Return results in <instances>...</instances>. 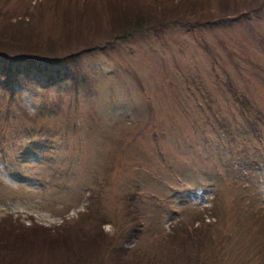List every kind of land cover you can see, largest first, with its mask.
I'll list each match as a JSON object with an SVG mask.
<instances>
[{
    "label": "rangeland",
    "instance_id": "rangeland-1",
    "mask_svg": "<svg viewBox=\"0 0 264 264\" xmlns=\"http://www.w3.org/2000/svg\"><path fill=\"white\" fill-rule=\"evenodd\" d=\"M0 40L58 75L0 81V264H264V0H0Z\"/></svg>",
    "mask_w": 264,
    "mask_h": 264
},
{
    "label": "trees",
    "instance_id": "trees-1",
    "mask_svg": "<svg viewBox=\"0 0 264 264\" xmlns=\"http://www.w3.org/2000/svg\"><path fill=\"white\" fill-rule=\"evenodd\" d=\"M199 0H193V3L195 4ZM187 2H192V0H187ZM202 8L201 12L203 15H215V16H221V18H229L231 16V12H229L228 7L227 9L222 10L221 12H218L217 14H212L211 12V7H208V3H201ZM254 9H257L260 7V2L257 4L251 6ZM248 7V8H251ZM185 9V8H184ZM206 9V11H205ZM246 9V5L242 7L240 10ZM176 7L172 9V11L176 12ZM219 10V9H218ZM239 10V11H240ZM145 17L141 16H134L130 13H121V15H116L114 19V24H116V27L113 24L112 29L115 31L113 35V39H123L124 37H128L130 35H133L135 32H138L140 29H143L144 27L150 26L148 22L143 23L142 20ZM150 20V19H147ZM186 22L188 23L189 20L187 19ZM6 40V39H2ZM7 42L6 41H1L0 40V71L1 75H3L6 79L0 80V81H5V83H11V85H21V78L23 77L24 80H28L33 78V76L37 74H43V72L48 74V77H51L52 79H55V76H58L57 74L52 72V68L50 67L51 61H49L48 58H44L43 55H37L32 52H27L26 51H17L13 50L12 47L6 46ZM77 49V48H76ZM76 49H73L71 51H78ZM73 53V52H71ZM70 53V54H71ZM14 68V69H13ZM44 68V69H43ZM47 69V70H46ZM52 69V70H51ZM15 70V72H13ZM20 71V72H19ZM134 76V78L137 80L139 85L141 86V89L147 95V91L144 88V83L141 80L140 76L136 72H131ZM55 74V75H53ZM233 96H235L238 100H241V98L244 96L243 102L241 103V109H244L245 106L247 107V104L250 103L249 98L247 94H243L242 91H239L240 93H237L234 88L231 90ZM246 96V97H245ZM149 97V96H148ZM252 101H254L252 99ZM262 111L261 108H259ZM257 108V110L259 111ZM137 217L138 215L135 214ZM139 220V217H138Z\"/></svg>",
    "mask_w": 264,
    "mask_h": 264
}]
</instances>
